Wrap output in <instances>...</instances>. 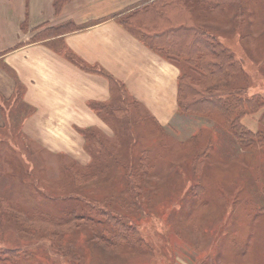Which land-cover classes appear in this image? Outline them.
<instances>
[{
    "label": "rangeland",
    "instance_id": "374dc122",
    "mask_svg": "<svg viewBox=\"0 0 264 264\" xmlns=\"http://www.w3.org/2000/svg\"><path fill=\"white\" fill-rule=\"evenodd\" d=\"M244 2L250 17L246 16L245 24L238 27L240 33H228L222 39L242 60L250 75L248 81H252L251 89L264 96V0ZM227 10L226 21L230 23L232 7ZM244 29L252 33L253 42L241 39ZM15 96L20 97L19 91ZM19 97L13 101L12 123L0 126L4 131L0 133V250L13 248L20 255L12 258L0 253V264H264V149L256 151L238 142L219 114L182 112L183 117L175 116L165 126L158 125L133 99L112 107L111 122L103 127V135L93 129L86 132V149L89 154L91 149L105 152L102 144L110 140L111 148L126 157L133 153L137 156L142 149L151 152L154 173L145 182L139 198L141 209L136 211L142 217L136 223L141 236L150 244L122 248L116 253L92 240L93 228L86 224L58 236L52 244L44 242L35 226L16 222L11 208L63 214L65 205L74 202L59 204L54 200L70 190L58 185L61 178L70 179L73 168L88 170L85 164H91L94 157L92 166H102L104 176L85 182L87 188L78 193H92L99 199L112 194L115 208L135 198L123 190L125 180L118 162L106 163L97 153L83 163L88 159L85 154L57 153L50 144L46 143V148L41 139H30L23 120L28 108ZM9 104L6 102L4 108L9 109ZM263 111L264 107L246 116L252 129L258 128L257 119ZM126 121H133L134 126L125 127ZM206 144L211 149L209 161L198 178L192 158L202 153ZM197 181L206 189L199 199L190 193ZM72 200L80 204L78 213L93 218L96 226L97 221H103L79 199ZM59 238L61 242H57ZM238 242L244 243L245 251Z\"/></svg>",
    "mask_w": 264,
    "mask_h": 264
},
{
    "label": "crops",
    "instance_id": "0c3cea01",
    "mask_svg": "<svg viewBox=\"0 0 264 264\" xmlns=\"http://www.w3.org/2000/svg\"><path fill=\"white\" fill-rule=\"evenodd\" d=\"M143 1L68 0L57 12L54 0H0V126L12 123L19 91L26 135L87 163L83 130L105 133L117 101L136 100L158 125L183 117L180 66L120 21ZM67 25L75 27L60 30ZM110 77L123 84L121 95Z\"/></svg>",
    "mask_w": 264,
    "mask_h": 264
},
{
    "label": "trees",
    "instance_id": "16d2710c",
    "mask_svg": "<svg viewBox=\"0 0 264 264\" xmlns=\"http://www.w3.org/2000/svg\"><path fill=\"white\" fill-rule=\"evenodd\" d=\"M67 1L54 0L55 10L59 12ZM244 1L145 0L138 7L121 16L120 21L131 34L180 66L178 102L183 112L223 116L234 138L242 145L250 146L257 151L264 149V111L258 116V128L255 130L247 124L246 116L253 115L264 107V96L251 89L252 81H248L250 75L242 60L236 56L230 43L227 44L222 39V36L226 37L228 33L229 36L240 33L238 29L242 26L241 24H245L246 16L250 17V10L248 11ZM231 7L233 21L228 23L227 9ZM228 24L232 27H226ZM74 27V25H67L60 30ZM228 28L232 29L231 32ZM58 32L60 31L54 33ZM240 37L253 42L252 33H248L246 29ZM110 82L113 95H121L123 84L113 77H110ZM134 101L137 103L136 100ZM132 122L126 121L123 124L131 128L134 126ZM118 124L121 125L122 122ZM92 129L104 134L99 128H89L83 130V133L86 134ZM102 146L105 152L97 153L101 155L100 158L104 157L106 163L113 160L118 162V167H122L119 172L122 170L124 175L123 190L134 196L133 202L119 204V208H115V199L112 198V194L99 199L92 193L85 195L78 193L81 188H87L85 182L91 183L98 177L104 176L102 166H92L93 161L96 160L93 155L97 153L91 149L90 154L94 158L91 164H85L89 169L73 168L70 179L61 178L58 184L69 187L70 190L64 193L66 194L64 196L56 195L55 198L59 200H54L60 201L59 204L74 202L65 205L63 214L39 211V209L28 213L11 208L16 222L35 226L38 229L35 232L44 242L50 244L54 243L58 236L70 233L83 224L93 228L90 236L92 240L115 249L116 253H119L122 248L132 249L140 244H150L141 236V230L136 223L142 217L136 211L141 209L142 203L139 198L144 191L145 182L150 173H154L151 171V152L148 149H142L140 153L137 152V156H133V153L126 157L123 153H118L114 147L111 148L110 140H106V144L103 143ZM208 146L201 151L202 153H196L192 158L194 173L198 178L201 176L199 172L207 163L208 152L211 151ZM119 159H123V162L120 163ZM195 184L191 186L190 193L195 199L196 197L199 199L198 197L202 196L206 189L199 181ZM83 192H85L84 189ZM68 193L70 195H67ZM72 199H79L89 210L103 218V221H97L96 226L93 218L79 214L80 204ZM5 206L8 204L5 203ZM262 211H264L263 207ZM61 241L60 238L57 240V242ZM238 243H241L240 247L245 251V248H242L244 243ZM19 252L13 248L0 250L1 254L8 253L7 256L12 258L18 257Z\"/></svg>",
    "mask_w": 264,
    "mask_h": 264
}]
</instances>
